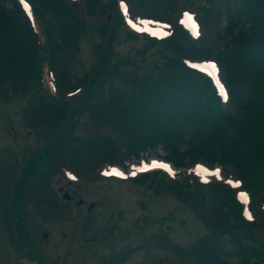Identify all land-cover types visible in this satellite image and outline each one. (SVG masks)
<instances>
[{
	"label": "trees",
	"instance_id": "obj_1",
	"mask_svg": "<svg viewBox=\"0 0 264 264\" xmlns=\"http://www.w3.org/2000/svg\"><path fill=\"white\" fill-rule=\"evenodd\" d=\"M26 1L29 9L20 0H0V93L11 84L29 91L24 109L32 117L24 122L40 126V137L49 130L51 135L29 155L17 187L60 210L50 198V180L66 164L86 168L94 157H139L161 145L177 166L196 169L206 162L235 170L253 205L264 200V0H131L136 11L174 22L168 37L150 38L140 50V61L156 45L169 53L132 87L114 80L107 84L122 65H141L138 59L112 58L117 32L125 24L119 0L84 1L90 15L107 16L96 28L102 37L95 46L99 62L83 76L75 73L74 52L90 31L88 21L69 0ZM181 2H198L205 26L226 21L220 45L205 44L180 22ZM126 32L128 38L139 37ZM198 59L219 63L226 99L192 65ZM76 88H81L77 95L64 97ZM84 116L115 133L79 132ZM56 128L58 133H52ZM131 181L174 194L206 224L207 232L184 252L188 263L264 264V211L249 219L232 185L216 179L202 183L193 173L180 178L146 173ZM14 217L11 229L19 213ZM128 257L101 256L99 264H125Z\"/></svg>",
	"mask_w": 264,
	"mask_h": 264
},
{
	"label": "rangeland",
	"instance_id": "obj_2",
	"mask_svg": "<svg viewBox=\"0 0 264 264\" xmlns=\"http://www.w3.org/2000/svg\"><path fill=\"white\" fill-rule=\"evenodd\" d=\"M69 1L73 2L78 12L91 26L90 31L80 39L78 51L74 52L75 73L77 76H83L99 62L95 46L102 42V37L96 28L104 22L105 17L89 15L84 0ZM130 1L124 2L129 6V10L131 8ZM180 8H183L180 10V15L186 22H196L199 19V3L193 5L181 2ZM182 11L184 12L182 13ZM123 12L127 19H132L128 22L131 26L130 31L139 34L140 37L128 38L126 27L120 28L113 43L112 58L114 60L118 57H120L118 60L137 58L141 65L137 67L122 65L107 84L109 85L114 80L132 87L141 79L149 77L154 71V64L162 63L164 56L169 53L168 49L156 45L148 49L146 58L144 61H140V50H143L149 42L146 35L157 36L162 31L168 34L171 25L156 20L138 22L130 15V12L129 14L127 11ZM225 26L226 21L224 20L222 23L210 26L203 25L196 29V32L202 31L204 34L202 41L205 44L218 46L220 45L218 36ZM141 32L143 33L140 34ZM198 65L203 68L217 69L215 63L199 62ZM212 65H215V68H212ZM13 91L11 84L10 94L0 93V195L3 198L9 196L12 190L15 192V179H18L23 173L29 155L32 154V151L39 149L44 144L45 138L51 135V130H49L40 137L38 129L26 126L24 119L30 120V114L25 111L24 107L21 108V105L29 102L31 93L23 92V90L14 93ZM75 95L69 94V96ZM16 96L17 99H15ZM10 101H16V104ZM77 103L78 100L71 101L73 106ZM88 120L87 116L81 119L77 128L79 132L115 133L110 126L95 125ZM58 131L59 129L56 128L52 130V133L56 134ZM166 154L167 151L161 145L152 150L146 149L140 159L125 160L127 167L119 164L121 157L116 162L111 158H108L107 161H103L101 158L99 160L101 162L98 161L99 164L96 163V160L100 157H94L90 168H81L78 172L74 171L70 174L63 172V174L52 176L51 189L60 199L62 213L56 212L52 206L45 204L46 206L43 208L47 214H43L42 217L38 216L37 219L33 218L35 220L34 228L29 223L31 219H27V226L30 228L29 236L31 240L34 236L35 250L40 254L39 257L43 259V263L99 264L101 256L113 254L124 256L129 253L125 264H191L188 263L191 261L184 252L207 232L206 224L195 211L179 201L172 193H156L148 184L140 185L129 179L107 176L108 170L113 165H120L126 169L134 167L140 171L139 166H142L143 160L147 157L164 158ZM217 171L218 175L215 174ZM178 172H185V170L176 169V173ZM196 174L202 180H211L216 177L240 186L236 172L220 164H216L214 167L201 164L197 168ZM72 179H76L75 182L78 184L75 185V189L86 200L85 204L69 203L62 198L61 192L58 191L60 185L64 184L66 180ZM239 196L246 203L248 216L250 214L252 218L261 217L260 212L264 211V200L253 205L248 192L243 189L239 190ZM14 198L15 195L10 197V199ZM30 198V194L26 193L25 201ZM92 201L96 205L90 209L89 204ZM4 204L0 203V223H2L5 212ZM31 214L35 216L33 210ZM46 215L48 219H46ZM0 244L5 247L7 257L17 258L10 239L0 238ZM31 244L33 246V243ZM230 260L233 261L234 257ZM10 264H24V262L18 259V263L10 261Z\"/></svg>",
	"mask_w": 264,
	"mask_h": 264
},
{
	"label": "flooded vegetation",
	"instance_id": "obj_3",
	"mask_svg": "<svg viewBox=\"0 0 264 264\" xmlns=\"http://www.w3.org/2000/svg\"><path fill=\"white\" fill-rule=\"evenodd\" d=\"M64 188L63 191L65 190H70L72 197L74 198H69V200H66L69 203H74L77 204L78 200L81 199V196L77 193L76 189L69 188L70 186L66 187L64 185L59 186V190ZM62 191V193H63ZM85 204V202L83 203ZM7 214H15V212L8 211L3 213V219L1 227H2V236L0 238L5 237L7 240L10 239L11 242L13 243L14 246V253L17 255V258L20 261H23L24 264H38V259H37V252L35 250V238L34 236L32 237L33 239L31 240L30 238V228L27 226V219L30 220V225L33 227L34 224V219L31 215V212L29 211L28 207L24 212V218L21 221V224L23 225L20 229L16 231V233H13L10 228L7 227L6 223V215ZM34 228V227H33ZM23 239V242L21 241ZM33 243V246L32 244ZM9 256L7 257L5 247L0 244V264H10V261L14 263H18V259Z\"/></svg>",
	"mask_w": 264,
	"mask_h": 264
},
{
	"label": "snow or ice",
	"instance_id": "obj_4",
	"mask_svg": "<svg viewBox=\"0 0 264 264\" xmlns=\"http://www.w3.org/2000/svg\"><path fill=\"white\" fill-rule=\"evenodd\" d=\"M212 68H215V65H212ZM152 166H160V167H166L165 165H159V164H157V162H153V164H152ZM142 170H146V169H142ZM110 174H122V173H119L118 171H116V172H114V173H110ZM134 174V173H133ZM215 174H217L218 175V171H217V173H215ZM230 183H231V181H230ZM238 183V182H237ZM245 199H246V197H245ZM252 217H251V215L249 214V219H251Z\"/></svg>",
	"mask_w": 264,
	"mask_h": 264
},
{
	"label": "bare ground",
	"instance_id": "obj_5",
	"mask_svg": "<svg viewBox=\"0 0 264 264\" xmlns=\"http://www.w3.org/2000/svg\"><path fill=\"white\" fill-rule=\"evenodd\" d=\"M155 162H157V164H158V163H161V161H155Z\"/></svg>",
	"mask_w": 264,
	"mask_h": 264
},
{
	"label": "water",
	"instance_id": "obj_6",
	"mask_svg": "<svg viewBox=\"0 0 264 264\" xmlns=\"http://www.w3.org/2000/svg\"><path fill=\"white\" fill-rule=\"evenodd\" d=\"M64 197H67V195H64ZM91 206H93V204Z\"/></svg>",
	"mask_w": 264,
	"mask_h": 264
}]
</instances>
